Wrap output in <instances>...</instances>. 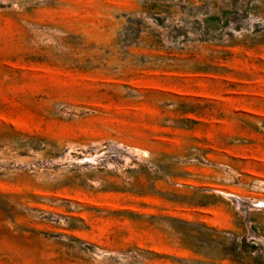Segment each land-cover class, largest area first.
I'll use <instances>...</instances> for the list:
<instances>
[{
	"label": "rangeland",
	"instance_id": "1",
	"mask_svg": "<svg viewBox=\"0 0 264 264\" xmlns=\"http://www.w3.org/2000/svg\"><path fill=\"white\" fill-rule=\"evenodd\" d=\"M0 264H264V0H0Z\"/></svg>",
	"mask_w": 264,
	"mask_h": 264
}]
</instances>
